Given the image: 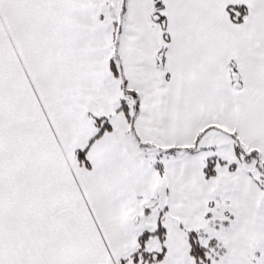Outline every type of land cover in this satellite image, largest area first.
I'll list each match as a JSON object with an SVG mask.
<instances>
[{"label":"snow or ice","instance_id":"obj_1","mask_svg":"<svg viewBox=\"0 0 264 264\" xmlns=\"http://www.w3.org/2000/svg\"><path fill=\"white\" fill-rule=\"evenodd\" d=\"M0 264H264V0H0Z\"/></svg>","mask_w":264,"mask_h":264}]
</instances>
